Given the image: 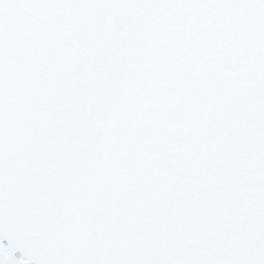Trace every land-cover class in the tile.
I'll return each mask as SVG.
<instances>
[{
  "label": "snow or ice",
  "instance_id": "snow-or-ice-1",
  "mask_svg": "<svg viewBox=\"0 0 264 264\" xmlns=\"http://www.w3.org/2000/svg\"><path fill=\"white\" fill-rule=\"evenodd\" d=\"M0 264H264V0H0Z\"/></svg>",
  "mask_w": 264,
  "mask_h": 264
},
{
  "label": "water",
  "instance_id": "water-1",
  "mask_svg": "<svg viewBox=\"0 0 264 264\" xmlns=\"http://www.w3.org/2000/svg\"><path fill=\"white\" fill-rule=\"evenodd\" d=\"M17 255H19V254H17Z\"/></svg>",
  "mask_w": 264,
  "mask_h": 264
}]
</instances>
